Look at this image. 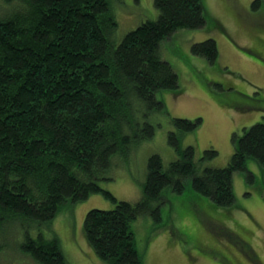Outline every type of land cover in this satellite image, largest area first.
<instances>
[{
    "label": "trees",
    "instance_id": "16d2710c",
    "mask_svg": "<svg viewBox=\"0 0 264 264\" xmlns=\"http://www.w3.org/2000/svg\"><path fill=\"white\" fill-rule=\"evenodd\" d=\"M153 4L157 15L116 44L118 24L108 0H0V228L25 224L20 247L37 264H68L55 237L38 232L32 238L27 230L48 225L67 202L93 194L114 202L113 209L86 212V241L105 264H144L131 223L145 214L160 218L165 188L181 193L189 179L196 193L228 207L233 174L247 171L248 159L264 167V115L240 136L232 133L233 152L218 168H201L194 148L180 146L181 134L197 129L201 119L170 118L167 142L177 158L166 166L159 154L147 158L139 200H117L101 188L99 181L112 179L116 157L153 137L148 118L163 107L156 93L177 88V75L160 57L163 41L205 24L201 0ZM190 50L209 63L218 58L212 39ZM216 155L209 148L198 161Z\"/></svg>",
    "mask_w": 264,
    "mask_h": 264
},
{
    "label": "rangeland",
    "instance_id": "374dc122",
    "mask_svg": "<svg viewBox=\"0 0 264 264\" xmlns=\"http://www.w3.org/2000/svg\"><path fill=\"white\" fill-rule=\"evenodd\" d=\"M201 0L205 24L198 29H180L163 41L161 59L177 75V88L160 90L156 99L162 110L150 113L152 138L136 144L129 154L113 160L112 179L99 181L115 199L136 202L141 197L146 162L159 154L163 165L177 158L167 142L170 118L201 119L197 129L181 134L180 146L191 145L197 164L224 167L233 152L232 133L259 122L264 115V0ZM116 17L117 44L123 35L142 20L153 19V0H108ZM217 25V26H216ZM212 39L218 58L209 63L193 55L191 45ZM251 51L250 52H248ZM246 105V110L229 104ZM164 110V111H163ZM217 155L198 161L202 152ZM246 170L232 176L234 202L219 207L209 197L196 193L189 179L181 193L163 190L160 218L138 216L131 228L144 264H264V167L253 159ZM114 202L93 194L79 202L65 203L54 219L41 229L28 227L32 238L42 232L55 237L68 264H105L88 245L83 220L90 209H113ZM25 224L6 223L0 228V264H37L20 245ZM239 239L245 244L239 245ZM245 247V250L243 249ZM258 261L250 259L249 251Z\"/></svg>",
    "mask_w": 264,
    "mask_h": 264
},
{
    "label": "flooded vegetation",
    "instance_id": "af4514ba",
    "mask_svg": "<svg viewBox=\"0 0 264 264\" xmlns=\"http://www.w3.org/2000/svg\"><path fill=\"white\" fill-rule=\"evenodd\" d=\"M242 241V240H241ZM243 242V241H242ZM244 243V242H243ZM245 244V243H244ZM251 250V249H250ZM253 255L252 256H250V259H252L253 261H254V263L256 262V261H258V259L256 258V255L254 254V253H252ZM236 264V263H235Z\"/></svg>",
    "mask_w": 264,
    "mask_h": 264
}]
</instances>
